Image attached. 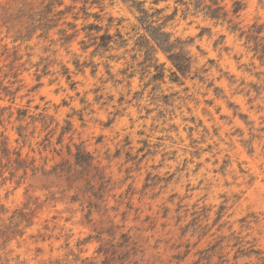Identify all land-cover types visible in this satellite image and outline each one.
I'll list each match as a JSON object with an SVG mask.
<instances>
[{
    "label": "rangeland",
    "instance_id": "1",
    "mask_svg": "<svg viewBox=\"0 0 264 264\" xmlns=\"http://www.w3.org/2000/svg\"><path fill=\"white\" fill-rule=\"evenodd\" d=\"M151 1L143 6L164 8L162 15L178 7L166 30L187 40L192 56L190 71L178 73V80L170 79L167 69L174 67L160 51L163 81L143 72L132 29L137 12L121 0L88 8L104 16L103 28L112 17L108 32L117 29L125 40L105 51L82 49V24L96 22L93 16L84 21L82 12L77 36L65 44L59 29L71 14L24 41L12 42L0 22V79L7 84L15 71L20 80L14 101L0 100L13 112L7 118L5 111L0 125L9 146L49 171L62 161L71 164L67 145L73 153L82 143L98 166L82 173L72 167L69 179L58 168L28 170L23 179L21 170L13 178L0 176V264H78L76 241L100 230L105 239L108 229L137 241L139 264H193L197 251L217 240L221 248L212 262L216 251L231 258L236 242H255L264 254V63L247 38L253 23H264V0H242L235 21L243 34L202 13L183 16L175 0ZM219 1L230 16L233 0ZM40 2L0 0V7L17 11L23 5L29 13ZM63 5L77 11L82 1ZM16 108L50 115L48 129L58 123L55 133L46 137L48 129L28 118L22 122L27 137L16 141ZM64 120L71 128L58 143ZM97 245L85 243L81 255H93Z\"/></svg>",
    "mask_w": 264,
    "mask_h": 264
},
{
    "label": "trees",
    "instance_id": "2",
    "mask_svg": "<svg viewBox=\"0 0 264 264\" xmlns=\"http://www.w3.org/2000/svg\"><path fill=\"white\" fill-rule=\"evenodd\" d=\"M82 5L77 11L75 5H63V0H41L37 5L38 10H32L27 12L26 8L19 7L17 11H11L9 7H0V22L4 24L6 32H12V42L24 41L36 31L41 30V33H46L48 29L53 27L57 21L65 18L67 14L72 15V21H63L66 27L59 29L63 44L69 43L78 34V28L75 21L80 18L79 13L82 12L81 18L84 21L88 20V17L93 16L96 22H86L82 24L81 30L84 31L87 40H81L79 43L82 49L87 48L89 45L94 46V52L105 51L111 47V42L116 45L124 43L120 32L116 29L114 34L108 32V28L111 22L114 20L112 17L107 18V26L103 28L99 22L104 18L103 15L96 12H89L88 8L93 5H100L103 0H81ZM127 3L130 8H134L137 12L136 24L133 25L135 30L136 38L134 40L135 49L142 55V70L151 75V79L154 81H163L165 78L166 68L163 62H159L156 54L158 51L163 53L166 58L171 62L174 69H167L170 79L178 80V73L186 75L191 68L192 56L187 49L188 41L180 37H173V34L166 30V24L169 20L173 19L176 15L178 7L175 6L173 11L168 14H161L164 8H146L143 6L146 0H121ZM162 0H152L151 4H157ZM180 5H183L181 9L183 16L188 14L202 13L204 16L213 19L215 21H224L228 24V28L231 31H240L243 34L245 31L239 26V21H235L238 18L239 11L245 6L242 0H233L231 15L228 16L229 12L225 9L224 5L219 0H175ZM103 9L100 8V11ZM103 29V32H100ZM68 30H71L69 32ZM264 23H253L250 26V33L247 34V38L253 41V50L259 53V59L264 63ZM119 40V43H117ZM84 64V62L82 63ZM78 66V63L76 62ZM153 69L151 73L149 70ZM64 72L67 74V78L70 79L68 69L64 68ZM8 73L2 74L5 78ZM18 72L10 73L12 80H9L7 84H3V79H0V100H5L11 103L14 101L16 91L19 89V85L14 86L20 80L17 79ZM10 103V104H11ZM10 106L0 105V125L3 122V114L8 111L7 118L13 115ZM15 122L18 124L15 126L17 133V140H23L27 137L26 129L27 126L23 125L22 122L26 119H30L27 123L39 122L43 130L49 128L50 124L54 119L45 113H39L37 117H33L28 114L26 108H16ZM64 126L61 127L57 142L62 141L63 135L68 132L71 128L69 120H64ZM58 126L48 129L47 136L50 137ZM71 140V139H70ZM75 151L71 153L70 145H67V153L73 157V162L67 163L62 161L61 163L54 165L51 170L45 171L42 168L35 166L34 158H28L27 155L22 156L21 148L9 146L8 138L4 134V131L0 132V176H3L7 172L10 178L16 176L18 171H22L19 176L21 179L25 178L27 171L34 175L37 172L42 174L55 173L57 168L59 169V175H64L66 179L71 177L73 174L71 171L72 167H78L74 170L75 172H89L91 169L98 170V166L93 164L94 158L91 154L83 147L82 143L74 144ZM5 179V177H2ZM106 182V181H105ZM104 182V183H105ZM103 188V187H102ZM101 189V188H100ZM99 196V195H98ZM100 198V197H98ZM91 213V210L87 212V215ZM103 230L96 231V235H88L82 239H78L75 246L78 248V253L74 255V260L78 261V264H139L142 261L143 250L140 249L139 244L134 240L128 232H120L118 238L114 236V232L111 229L106 230L108 237L103 238ZM69 236L65 238V246L69 245ZM95 240L98 245L93 251L91 256H82L85 250L82 246L91 241ZM220 240H217L214 244L198 250V259L193 264H264V254L260 248L256 246L255 242H246L247 246L236 242L233 246L238 245L234 250L231 258L227 257V254H223L220 251H216L217 260L212 262V258L215 255L214 249L219 247ZM185 254L177 257L180 261L184 258ZM254 258V261L251 260ZM245 258L243 262H239V259Z\"/></svg>",
    "mask_w": 264,
    "mask_h": 264
}]
</instances>
